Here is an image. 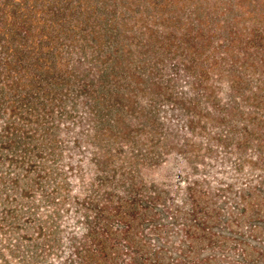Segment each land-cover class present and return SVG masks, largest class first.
Masks as SVG:
<instances>
[{"label":"rangeland","instance_id":"374dc122","mask_svg":"<svg viewBox=\"0 0 264 264\" xmlns=\"http://www.w3.org/2000/svg\"><path fill=\"white\" fill-rule=\"evenodd\" d=\"M3 122L9 264H264V0H0Z\"/></svg>","mask_w":264,"mask_h":264},{"label":"trees","instance_id":"16d2710c","mask_svg":"<svg viewBox=\"0 0 264 264\" xmlns=\"http://www.w3.org/2000/svg\"><path fill=\"white\" fill-rule=\"evenodd\" d=\"M15 129V128H13ZM11 127L10 122H3L0 125V165L3 162H7L10 169L14 170L10 175L7 177L0 174V197L1 203L4 207V214L11 215V211L5 208L11 203L10 195L8 194L9 191L15 193L17 190L18 182L21 180V176H26L27 174L23 175L19 173V169L23 164V161H18V153L22 152V150L17 151L16 147L14 146V141H16V137L18 138L17 132L19 129L13 130ZM27 136H25L26 138ZM23 138V137H22ZM28 173V171H26ZM2 195V196H1ZM3 197V198H2ZM13 200V199H12ZM15 201V199H14ZM108 201V200H107ZM41 229V228H40ZM108 232V231H105ZM87 233L82 237V247L75 248L72 252V256L77 258L79 264H87ZM99 251L102 253V247L98 248ZM34 257L37 256L36 252H34ZM36 259V258H35ZM22 262V261H21ZM24 263V261L22 262ZM0 264H9V260L5 256L0 257Z\"/></svg>","mask_w":264,"mask_h":264}]
</instances>
